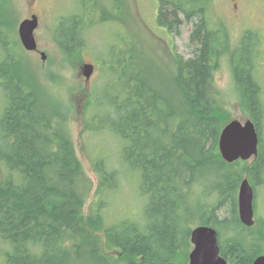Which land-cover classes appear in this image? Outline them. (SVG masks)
<instances>
[{
	"label": "trees",
	"instance_id": "trees-1",
	"mask_svg": "<svg viewBox=\"0 0 264 264\" xmlns=\"http://www.w3.org/2000/svg\"><path fill=\"white\" fill-rule=\"evenodd\" d=\"M106 2L113 6L80 0L78 14L58 19L53 39L64 54L81 51L85 31L93 25L89 18L114 22L117 10L127 13L124 0ZM210 2L159 0L158 28L179 37L181 28L189 26L190 55L170 52L172 67L165 76L137 49V41L120 51L113 44L110 59L104 60L109 62L102 61L103 95L91 98L95 91L85 89L79 136H108L118 142L119 162L136 176V196L142 199L136 219L106 222L102 211L108 193L117 188L119 172L110 168L103 153L90 161L97 178L96 202L85 216L91 181L60 120L61 105L40 92L25 68V55L11 45L8 33L15 31V22L8 0H0L4 264H187L195 226L215 230L220 255L228 264H250L262 254L263 221H257L261 229L245 227L237 212L243 178L254 198L264 180V106L256 77L262 40L248 29L233 45L222 25L210 23ZM224 54L240 107L256 128L258 151L249 164H228L218 151L221 130L231 120L214 83Z\"/></svg>",
	"mask_w": 264,
	"mask_h": 264
},
{
	"label": "rangeland",
	"instance_id": "rangeland-1",
	"mask_svg": "<svg viewBox=\"0 0 264 264\" xmlns=\"http://www.w3.org/2000/svg\"><path fill=\"white\" fill-rule=\"evenodd\" d=\"M92 0H88L90 3ZM107 8L113 6L106 0H98ZM121 1V0H120ZM127 13L122 15V10H117V21L99 23L96 16L89 18L93 25L85 31V44L76 55L67 56L53 39V30L58 24V19L64 16L78 14L80 0H8V14L15 22V31L8 33L10 43L18 48V53L25 55V68L31 75L30 79L35 83L41 93L47 98L56 100L62 108L60 120L69 130L74 142L76 155L82 163L86 176L91 181L90 192L85 202L84 215L92 213L95 209L96 198L94 192L97 187V178L92 170L90 161L103 153L109 157L110 168L118 170L117 188L108 193L106 208L102 211L106 222H114L121 218L136 219L139 217L142 199L136 196L137 179L125 166L119 162L117 154L119 143L110 137L86 134L79 136L81 128L78 112L80 104L85 98V89L95 91L91 98L100 97L103 91L100 89L106 82V71L102 61L109 60V47L115 45L116 50H122L130 43L138 42L142 54L151 64L159 69L165 76V71L172 67V55L188 57L189 26L181 28L179 37H172L164 29L158 28L155 22L159 0H124ZM120 9V7H119ZM37 16L38 25L33 31L37 52H25L19 42L17 28L19 24L32 16ZM80 15V14H79ZM207 15L214 26L222 25L228 34V39L234 45L241 33L251 29L259 33L262 40L261 55L256 71V77L260 85L261 99L264 106V0H211L207 7ZM45 59H41V55ZM0 49V60L3 58ZM79 56V57H78ZM105 63L109 61H104ZM217 71L214 74V83L218 91L219 103L228 112L230 121L237 120L244 123L248 120L238 102V95L234 87L231 67L228 56L224 54L219 59ZM84 64H92L94 72L86 83L81 76L80 67ZM57 76V77H55ZM50 96V97H49ZM2 97L0 93V110ZM66 115V120H65ZM80 115V113H79ZM229 121V122H230ZM228 122V123H229ZM264 139V121L262 126ZM252 161H247L248 164ZM4 171L0 170V179ZM244 179V178H243ZM238 193V192H237ZM254 229L260 228L257 221L264 223V180L262 185L255 189ZM196 227V226H195ZM253 229V230H254ZM261 229V228H260ZM264 250V243L262 245ZM6 246L0 243V264H4L2 252ZM264 254V251L261 255Z\"/></svg>",
	"mask_w": 264,
	"mask_h": 264
},
{
	"label": "water",
	"instance_id": "water-1",
	"mask_svg": "<svg viewBox=\"0 0 264 264\" xmlns=\"http://www.w3.org/2000/svg\"><path fill=\"white\" fill-rule=\"evenodd\" d=\"M38 25L37 17L22 21L17 34L21 46L27 52L36 51V42L33 31ZM41 55L44 60L45 56ZM94 67L91 64H84L80 67V73L85 82L89 81ZM258 138L254 124L251 120L240 123L232 120L221 130L218 140V150L221 158L228 164L235 161H247L257 156ZM253 189L247 178H244L238 187L237 193V212L241 224L245 227L254 225L253 218ZM190 243L192 250L188 255L187 264H226L223 258L219 256V247L217 243V234L214 229L208 226H197L190 233ZM253 264H264V255L256 257Z\"/></svg>",
	"mask_w": 264,
	"mask_h": 264
},
{
	"label": "flooded vegetation",
	"instance_id": "flooded-vegetation-1",
	"mask_svg": "<svg viewBox=\"0 0 264 264\" xmlns=\"http://www.w3.org/2000/svg\"><path fill=\"white\" fill-rule=\"evenodd\" d=\"M192 246H191V248H190V250H189V252L192 250ZM219 255H220V250H219ZM220 257H221V255H220ZM223 259H224V261L226 262V264H228V260H226L224 257H222ZM254 261V260H253ZM253 261L250 263V264H253Z\"/></svg>",
	"mask_w": 264,
	"mask_h": 264
},
{
	"label": "bare ground",
	"instance_id": "bare-ground-1",
	"mask_svg": "<svg viewBox=\"0 0 264 264\" xmlns=\"http://www.w3.org/2000/svg\"><path fill=\"white\" fill-rule=\"evenodd\" d=\"M255 130H256V128H255ZM260 256V255H259Z\"/></svg>",
	"mask_w": 264,
	"mask_h": 264
}]
</instances>
